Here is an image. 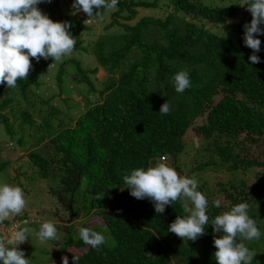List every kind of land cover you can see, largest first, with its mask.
<instances>
[{"label": "trees", "instance_id": "16d2710c", "mask_svg": "<svg viewBox=\"0 0 264 264\" xmlns=\"http://www.w3.org/2000/svg\"><path fill=\"white\" fill-rule=\"evenodd\" d=\"M75 1L49 0L33 17L34 0H0V88L16 87L35 110L40 75L58 59V85L70 65L93 91L89 75L99 67L83 69L69 56L79 49L90 50L107 75L97 101L39 139L52 147L49 156L26 153L39 176L59 166L69 197L62 191L58 199L72 219L98 214L114 240L109 247L81 230V252L66 264H264L254 249L264 243V0H162L165 16L139 18L137 8L160 0H83L94 19L115 4L104 32L88 42L91 19L64 9ZM206 24L230 27L216 32ZM10 103L2 98L0 111ZM19 114L35 122L30 112ZM7 118L0 114V121ZM189 143L206 158L188 161L190 173L216 156L232 170L254 167L249 181L231 184L217 199L204 196L207 211L197 220L183 205L184 190L156 172ZM7 165L0 158V172ZM234 247L249 261L230 255Z\"/></svg>", "mask_w": 264, "mask_h": 264}, {"label": "rangeland", "instance_id": "374dc122", "mask_svg": "<svg viewBox=\"0 0 264 264\" xmlns=\"http://www.w3.org/2000/svg\"><path fill=\"white\" fill-rule=\"evenodd\" d=\"M34 1L35 5L29 16L39 17L42 10L48 8L49 0ZM201 1L208 5H220L233 0ZM64 9L82 19H91L90 35L83 36L84 42H88L100 32H104V26L109 22L110 12L115 9V4L110 3L98 19L88 14L83 0H76L74 7L67 5ZM168 12L169 8L165 1L160 0L159 6L155 8H137L136 17L143 15L163 17ZM206 26L216 32H226L230 27L227 24ZM69 56L79 60L83 69L99 67L96 75H89L94 85L93 91H89V86L85 82H78L75 79L74 67L70 65L66 68L63 81L58 85L55 79L60 61L58 59L44 68L40 75L41 86L36 91L39 98L34 104L35 110L30 107L31 101L22 99L16 87L4 85L0 88V100L9 97L11 101L4 111H0V114L8 117L6 122L0 121V158L8 160L7 167L0 172V219L3 220L0 226V264H66L69 254L81 252L82 246L77 244L81 230L96 233L107 246H113L114 240L98 214L90 213L72 219L71 209H66L59 202L58 195L63 191L60 188L62 171L59 166L51 168L52 171L56 169L57 173L50 171L48 176L42 177L37 174V166L26 155L28 150L35 149L49 156L52 147L46 146L45 142L39 144V139L47 140L60 128L74 122L77 115L99 98V84H103L107 78L104 68L98 66L90 50H75L70 52ZM22 110L30 112L35 122L28 124L27 121H23L19 114ZM59 119L63 120L61 124H58ZM197 146L189 143L187 149L185 146L176 158L166 157L156 170L157 173L161 172L158 175H162L171 186L184 190L180 198L193 220L206 214L204 196L210 200L217 199L219 195H223L224 189H230L231 184L236 186L242 180L249 181L254 171V167L229 169L227 166L230 162H222L216 156L212 165L190 173L191 163L188 161H192L197 154L198 159H206L200 155L199 150H196ZM263 158L264 154L259 157ZM62 194L65 198L69 197L67 192L63 191ZM79 205L80 203L78 205L74 203L75 208ZM69 208H72L71 205ZM80 209V213L84 212L82 206ZM24 216L29 221L21 224L15 235L10 234L7 230L12 220L19 218V221ZM260 234L261 231L256 233L262 238ZM263 246L264 243L260 241L258 245L254 244V249L264 255ZM231 251L230 255L238 256V259L244 257L249 261L240 248L234 247Z\"/></svg>", "mask_w": 264, "mask_h": 264}, {"label": "built area", "instance_id": "2783aa9c", "mask_svg": "<svg viewBox=\"0 0 264 264\" xmlns=\"http://www.w3.org/2000/svg\"><path fill=\"white\" fill-rule=\"evenodd\" d=\"M161 159H164V158L161 157ZM18 219L19 218L13 220L11 222V225L9 226L8 230H7L12 235H15L18 232V229L21 226V224L27 223L29 221L28 218L25 217V216L21 220H19V221H18Z\"/></svg>", "mask_w": 264, "mask_h": 264}, {"label": "crops", "instance_id": "0c3cea01", "mask_svg": "<svg viewBox=\"0 0 264 264\" xmlns=\"http://www.w3.org/2000/svg\"><path fill=\"white\" fill-rule=\"evenodd\" d=\"M1 226V225H0Z\"/></svg>", "mask_w": 264, "mask_h": 264}, {"label": "water", "instance_id": "95a60500", "mask_svg": "<svg viewBox=\"0 0 264 264\" xmlns=\"http://www.w3.org/2000/svg\"><path fill=\"white\" fill-rule=\"evenodd\" d=\"M70 206V205H69Z\"/></svg>", "mask_w": 264, "mask_h": 264}]
</instances>
